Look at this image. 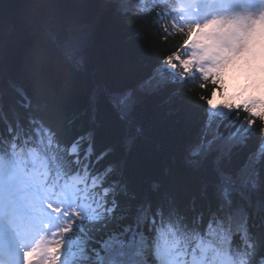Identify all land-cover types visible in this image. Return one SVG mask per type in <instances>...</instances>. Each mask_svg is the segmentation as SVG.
Wrapping results in <instances>:
<instances>
[{"label": "snow or ice", "instance_id": "obj_1", "mask_svg": "<svg viewBox=\"0 0 264 264\" xmlns=\"http://www.w3.org/2000/svg\"><path fill=\"white\" fill-rule=\"evenodd\" d=\"M105 4L131 27L155 26L164 43L181 38L153 64L139 91L164 96L173 111L181 101L199 110L184 163L203 183L192 196L201 203L183 209L167 197L154 207L132 203L133 193L122 206L127 184L113 178L119 175L114 164L93 171L91 145L80 155L82 138L64 146L53 145L54 133L41 136L39 151L31 144L25 151L17 141L0 148V264H264V49L259 59L249 51L253 29L264 26V0ZM226 30L235 33L233 50L214 55L219 38L206 34ZM66 55L83 68L81 44ZM197 77L211 80L221 98L201 85L196 100L202 103L193 101L183 90ZM132 95L119 99L121 118ZM52 147L61 151L49 154Z\"/></svg>", "mask_w": 264, "mask_h": 264}, {"label": "trees", "instance_id": "obj_2", "mask_svg": "<svg viewBox=\"0 0 264 264\" xmlns=\"http://www.w3.org/2000/svg\"><path fill=\"white\" fill-rule=\"evenodd\" d=\"M103 6L105 0H0V107L13 121L36 115L61 143L80 137V149L91 145L93 171L114 164L122 179L113 178L127 184L122 206L133 193L132 203L171 197L183 209L199 206L192 196H199L203 183L181 156L199 127V110L181 101L173 111L164 96L139 91L179 37L164 43L155 26L131 27L109 8L98 15ZM10 25L14 30L8 34L4 29ZM77 43L85 56L79 70L66 55ZM200 89L193 81L183 91L202 103L196 100ZM129 90L130 108L121 118L114 98Z\"/></svg>", "mask_w": 264, "mask_h": 264}, {"label": "rangeland", "instance_id": "obj_3", "mask_svg": "<svg viewBox=\"0 0 264 264\" xmlns=\"http://www.w3.org/2000/svg\"><path fill=\"white\" fill-rule=\"evenodd\" d=\"M231 31V30H229ZM229 31H226L225 34H222L219 38V44H218V48L217 50L213 53L214 55L220 56L221 54H223V49L225 51L228 50H233V43L234 40L232 35H228L227 33ZM253 36L259 40L260 43V48L264 49V26H261L259 28H254L253 29ZM210 61H206V63H208ZM226 79H228L226 77ZM225 91L230 92L231 88L228 85H225Z\"/></svg>", "mask_w": 264, "mask_h": 264}, {"label": "clouds", "instance_id": "obj_4", "mask_svg": "<svg viewBox=\"0 0 264 264\" xmlns=\"http://www.w3.org/2000/svg\"><path fill=\"white\" fill-rule=\"evenodd\" d=\"M173 35H174V34H173ZM179 42H181V38H179V40H178L176 43H179ZM187 54H188V55L191 54V50H187ZM260 55H261V50L259 49V46H258V50H257V55H256V57L259 59ZM194 81H195V84H196L198 87L201 86V85H204V86L207 87L208 89H211L212 92H213V94H214L215 99H220V98H221L219 94H216V93H215V89H214V87H213V85H212V81H211V80L205 82V81H203V79H202L201 77H197Z\"/></svg>", "mask_w": 264, "mask_h": 264}, {"label": "bare ground", "instance_id": "obj_5", "mask_svg": "<svg viewBox=\"0 0 264 264\" xmlns=\"http://www.w3.org/2000/svg\"><path fill=\"white\" fill-rule=\"evenodd\" d=\"M119 177L122 179V177L119 175Z\"/></svg>", "mask_w": 264, "mask_h": 264}]
</instances>
